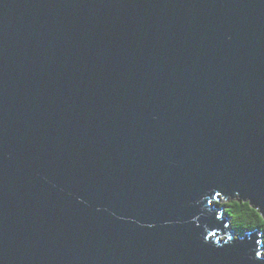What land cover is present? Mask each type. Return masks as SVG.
Wrapping results in <instances>:
<instances>
[{"label":"water","instance_id":"95a60500","mask_svg":"<svg viewBox=\"0 0 264 264\" xmlns=\"http://www.w3.org/2000/svg\"><path fill=\"white\" fill-rule=\"evenodd\" d=\"M227 198L264 218V0H0V264H264Z\"/></svg>","mask_w":264,"mask_h":264},{"label":"trees","instance_id":"16d2710c","mask_svg":"<svg viewBox=\"0 0 264 264\" xmlns=\"http://www.w3.org/2000/svg\"><path fill=\"white\" fill-rule=\"evenodd\" d=\"M219 204V203H218ZM227 216L228 235H244L256 232L260 237L261 249L264 254V218L247 202L237 198L221 199L218 205Z\"/></svg>","mask_w":264,"mask_h":264}]
</instances>
